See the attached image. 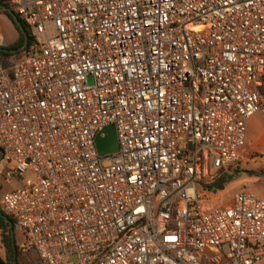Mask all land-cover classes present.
Masks as SVG:
<instances>
[{
    "label": "built area",
    "instance_id": "obj_1",
    "mask_svg": "<svg viewBox=\"0 0 264 264\" xmlns=\"http://www.w3.org/2000/svg\"><path fill=\"white\" fill-rule=\"evenodd\" d=\"M0 198L40 264H264V198L208 186L264 115V0H3ZM112 124L117 149L95 137Z\"/></svg>",
    "mask_w": 264,
    "mask_h": 264
},
{
    "label": "rangeland",
    "instance_id": "obj_2",
    "mask_svg": "<svg viewBox=\"0 0 264 264\" xmlns=\"http://www.w3.org/2000/svg\"><path fill=\"white\" fill-rule=\"evenodd\" d=\"M17 36L16 28L0 10V47L12 44ZM245 146L246 151L239 164L227 171L229 179L221 189H215L219 199L207 201L206 205H222L239 189L256 191L264 198V115L258 112L247 120ZM31 177L28 172L18 176L12 164H4L0 159V198L6 192L18 189L23 180ZM14 236L15 245H18L20 251V264H40L34 248L21 246L24 237L16 226ZM0 256L4 257V252Z\"/></svg>",
    "mask_w": 264,
    "mask_h": 264
},
{
    "label": "trees",
    "instance_id": "obj_3",
    "mask_svg": "<svg viewBox=\"0 0 264 264\" xmlns=\"http://www.w3.org/2000/svg\"><path fill=\"white\" fill-rule=\"evenodd\" d=\"M0 3L6 5L8 7V4L5 1L0 0ZM0 10L4 14V16L14 25V27L16 28V30L18 32L17 39L12 44H9L5 48H17L23 43V36H22L21 32L18 31L16 25L14 24L12 16L7 11L2 10L1 8H0ZM18 19L22 22V24H23V26L26 29V32L28 34V42H27V45H28L31 41V36H30L29 30H28V27L24 23L23 20H21L20 18H18ZM25 50H26V47H24L22 50L17 51L15 53L0 51V62L4 63L6 61L16 59L19 56H21V54H23V52ZM229 176L230 175L227 172L221 171L218 174V176L214 179V181H212L210 184H208L207 187H209L211 189H221L223 187V185L225 184V182L229 179ZM0 210H1V208H0ZM12 221H13V219H12ZM13 224H14V221H13ZM14 230H15V226H14ZM9 231L10 230H9V226H8L7 222H5L3 220V218L0 216V241H1V244L3 247V252H4V257L0 256V264H12L13 250H12V246H11V238H10ZM15 251H16V257H17V264H20V251H19V247L17 244H16V250Z\"/></svg>",
    "mask_w": 264,
    "mask_h": 264
},
{
    "label": "water",
    "instance_id": "obj_4",
    "mask_svg": "<svg viewBox=\"0 0 264 264\" xmlns=\"http://www.w3.org/2000/svg\"><path fill=\"white\" fill-rule=\"evenodd\" d=\"M0 8L2 10L7 11L13 19L14 24L16 25L18 31L21 32L22 36H23V43L17 47V48H5V47H0V51H4V52H10V53H15L17 51L22 50L28 42V34L26 32V29L24 28L22 22L18 19V17L16 16V14L6 5L0 3ZM102 132L104 133L103 136L97 135L95 137V145L97 148V151L99 154H105V153H109V152H113L117 149V140H116V134H115V129L114 126L112 124H109L107 126H105L102 130ZM2 150L0 149V159L2 157ZM0 216L3 218V220L5 222H7L8 226H9V233H10V238H11V246H12V250H13V254H12V264H17V257H16V245H15V236H14V224L12 219L6 215L4 212H2L0 210Z\"/></svg>",
    "mask_w": 264,
    "mask_h": 264
},
{
    "label": "crops",
    "instance_id": "obj_5",
    "mask_svg": "<svg viewBox=\"0 0 264 264\" xmlns=\"http://www.w3.org/2000/svg\"><path fill=\"white\" fill-rule=\"evenodd\" d=\"M246 125H247V122H246ZM245 139H246V134H245ZM246 151V150H245ZM243 157V156H242ZM0 254H1V252L3 253V247H2V244H1V241H0Z\"/></svg>",
    "mask_w": 264,
    "mask_h": 264
}]
</instances>
